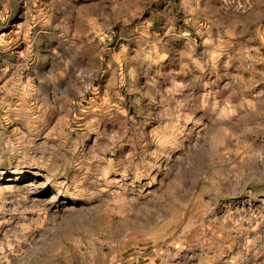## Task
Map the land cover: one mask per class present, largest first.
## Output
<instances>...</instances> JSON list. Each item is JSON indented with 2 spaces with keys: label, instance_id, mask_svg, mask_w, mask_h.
Listing matches in <instances>:
<instances>
[{
  "label": "rangeland",
  "instance_id": "374dc122",
  "mask_svg": "<svg viewBox=\"0 0 264 264\" xmlns=\"http://www.w3.org/2000/svg\"><path fill=\"white\" fill-rule=\"evenodd\" d=\"M0 264H264V0H0Z\"/></svg>",
  "mask_w": 264,
  "mask_h": 264
},
{
  "label": "crops",
  "instance_id": "0c3cea01",
  "mask_svg": "<svg viewBox=\"0 0 264 264\" xmlns=\"http://www.w3.org/2000/svg\"><path fill=\"white\" fill-rule=\"evenodd\" d=\"M237 30H240V32H239V34L238 35H240V34H243V36H246V35H248V33H249V27H248V25H242V27L240 26V28H237ZM170 38H172V40L171 41H169V42H177V43H179V47H181V48H184V46H183V44H182V39L180 38V37H173V36H171ZM178 39L177 41H175V39Z\"/></svg>",
  "mask_w": 264,
  "mask_h": 264
}]
</instances>
